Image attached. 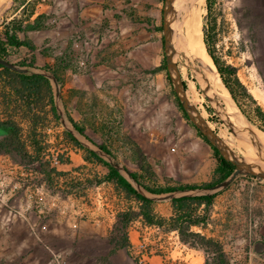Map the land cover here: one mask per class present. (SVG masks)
Masks as SVG:
<instances>
[{"label": "rangeland", "instance_id": "374dc122", "mask_svg": "<svg viewBox=\"0 0 264 264\" xmlns=\"http://www.w3.org/2000/svg\"><path fill=\"white\" fill-rule=\"evenodd\" d=\"M211 1L209 21L216 19L214 50L236 67L239 78L264 110V0ZM165 5L166 0H0L3 41H6L4 30L18 24L23 29L18 31L19 37L30 40L35 47V67L28 65L31 51L26 46L11 51L10 61L18 64L24 59L28 66L18 64L20 67L46 72L52 79L61 118L56 120L50 114L42 129L40 137L46 159L56 154L69 159V151L74 148L66 132L67 128H73L68 119L71 116L84 129L85 135L74 130L75 136L95 149L94 142L105 143L126 175L123 167L138 172L151 186L210 181L217 161L211 145L199 135L193 121L184 116L179 106L180 79L187 85L184 92L180 89V95L194 118L207 132L216 135L224 151L230 150L240 157L241 163L264 172V148L243 133L248 129L255 131L260 121L251 113L254 121L241 117L248 129L235 124L229 116L226 102L230 94L224 84L216 90L211 83L203 81L197 61L188 59L186 52L175 48L173 43L172 78L168 68L161 67L166 61ZM200 12L203 26L208 12L206 0ZM31 25L37 27L31 28ZM216 71H213L215 77L221 80ZM51 72L58 75L59 82ZM207 105L215 112L209 113ZM233 107L236 109L234 102ZM246 108L250 111L251 107ZM1 109L2 105L0 119L3 118ZM237 113L240 115L238 109ZM16 120L26 138L28 121L22 113L16 115ZM5 133L0 127V138ZM242 142L250 144L258 157L256 161L245 155ZM82 152L84 158L85 152ZM102 156L111 159L105 153ZM229 157L239 164L233 156ZM62 163L56 167L64 171ZM36 167L20 163L17 156L0 154L1 176L5 181L0 202L7 213L0 224L8 227L0 232V236L7 238L0 242L8 243L4 251L16 250V242L10 238L20 225L33 238L35 235L42 239L66 215L70 223L64 222L66 227L59 231L60 235L54 233L50 238L55 264H137L134 250L141 240L151 252L144 264H162V257L164 264H201L203 261L191 250L193 247L176 239L175 232L147 225L140 217L133 219L127 229L131 247H115L109 239L117 221L113 216L129 206L137 210L138 204L127 200L112 183L96 190L95 176L108 171L103 163L92 164L84 159L83 164L71 171L83 185L70 194L64 183L66 177H59V182L51 185ZM138 188L154 198L157 214L171 216V198L162 197L171 192L155 195L139 185ZM216 190L219 194L202 232L221 243L230 264H246L251 245L264 224V178L242 172L222 188L187 193ZM26 210L38 217L29 218L26 223L21 219L30 214ZM10 230L15 232L11 234ZM194 230L198 231L197 226ZM21 241L27 242L25 238ZM26 250L23 256L4 262L33 264V248ZM154 254L161 258L150 260ZM212 255L205 253V261L211 260ZM42 258L48 261L52 255L43 253Z\"/></svg>", "mask_w": 264, "mask_h": 264}, {"label": "trees", "instance_id": "16d2710c", "mask_svg": "<svg viewBox=\"0 0 264 264\" xmlns=\"http://www.w3.org/2000/svg\"><path fill=\"white\" fill-rule=\"evenodd\" d=\"M207 14L203 18V40L206 50L212 58L216 69L221 77V80L230 93L233 101L250 121L252 120L251 113L255 116L260 124H257L264 131V110L257 104L254 96L248 91L245 84L238 76L235 66L227 63L222 57L218 56L214 50L213 32L216 28V19L211 23L209 15L212 11L213 2L206 0ZM37 26L31 25V28ZM22 26L18 25L6 28L3 34L6 41L0 36V56L9 59V55L21 46H26L31 51L29 66H34L36 56L33 54L34 44L28 39H21L18 31H22ZM164 43V37H163ZM166 59V55L164 57ZM26 60L18 63L21 66ZM167 69L166 61L163 66ZM49 70V69H45ZM53 77L59 82V77L55 72H51ZM170 75V74H169ZM168 75V76H169ZM187 87L186 82L183 81ZM199 87V86H198ZM184 116L190 120V116L186 108L179 101ZM2 105L1 113L3 118L0 119V127L5 129V135L0 138V154H11L19 157L20 163L36 165V169L45 176L49 184L55 185L58 183L59 177H66L64 183L68 187L67 193H72L73 189L81 188L83 185L81 180L72 176L71 171H61L57 167L52 166L49 159L43 155L45 147L43 140L40 137L43 134L45 123L51 114L56 120L61 118L60 111L55 99V91L51 77L42 71H35L27 68L26 71L20 72L11 70L0 64V106ZM249 108L250 111L246 107ZM209 113H214L215 109L207 105ZM22 113L23 117L28 121L29 132L26 138L23 137V127L16 120V115ZM214 117V116H213ZM72 124V129L67 128L66 132L69 140L72 141L74 147H78L85 152L84 159L89 163H103L108 171L106 174L98 177L96 175V184L102 182L113 183L115 189L124 194L127 200L136 202L138 209L129 206L117 214V221L110 232L109 239L117 248L131 247V241L128 237L127 229L130 223L136 217L143 219L147 225H156L164 227L168 231H176L180 240L193 248H202L206 254H213L211 260L206 258L205 264H230L227 255L223 250L221 243L213 237L194 230L195 226L205 227L210 219V211L214 205L215 198L219 194V190L214 192H205L200 194H189L191 191L211 190L217 184L227 179L237 168V165L232 160L225 157L221 150L211 143L209 138L196 127L199 135L208 142L213 150L214 157L217 161V166L214 170L212 179L204 183H186L176 186L164 185H148L146 184L138 172L131 171L123 167L124 174L118 166V160L112 150L105 143H95L97 149L87 146L74 134V130L84 134L83 127L78 124L71 116L68 117ZM218 121V117L213 118ZM29 141V142H28ZM105 153L111 159H105L102 156ZM63 163L69 161L68 158H62ZM255 176V175H253ZM257 177V176H255ZM260 178V177H257ZM93 181L90 182L92 184ZM138 185L146 189L150 194L175 193L171 198L172 214L170 217L159 215L154 209V198L145 194L138 188ZM137 264L139 263L136 260Z\"/></svg>", "mask_w": 264, "mask_h": 264}, {"label": "bare ground", "instance_id": "6f19581e", "mask_svg": "<svg viewBox=\"0 0 264 264\" xmlns=\"http://www.w3.org/2000/svg\"><path fill=\"white\" fill-rule=\"evenodd\" d=\"M203 1L204 0H175L173 6L170 9L171 12L169 15V29L171 30L172 40H173L172 43L174 44L175 48L182 49V51H185L188 59L197 61V65L199 66L201 74H202L201 79L207 83H211L216 90L218 89L220 90L223 87V83L218 77H215V74H214L215 72L213 73V71L217 69H216V66L212 58L210 57V55L208 54L206 50V46L203 40V32H202V16L203 15L201 16V12H200L201 6L203 5ZM223 95L225 96V93ZM230 97L229 99H227V102H226L228 108L230 109L228 110L230 115L229 114L228 115L234 119L233 121L239 128L248 129L246 127V124L242 121V118L243 119L245 118L243 113L239 110L236 104H235L236 109L233 107L234 101ZM237 109L239 110L240 115L237 113ZM254 129L255 131L249 130V129L246 132H244L243 130L242 131L243 133H245V135L247 134V137L250 138L249 139L250 141L257 143L258 146L261 145L263 149L264 148V131L259 128H254ZM241 145L244 149L245 155L255 160L257 155L255 156L254 154L255 152L250 146V144L246 142L244 143L242 142ZM257 164L259 165L258 162Z\"/></svg>", "mask_w": 264, "mask_h": 264}, {"label": "crops", "instance_id": "0c3cea01", "mask_svg": "<svg viewBox=\"0 0 264 264\" xmlns=\"http://www.w3.org/2000/svg\"><path fill=\"white\" fill-rule=\"evenodd\" d=\"M82 142H84L87 146H89V144L85 141H83L81 138H79ZM91 147V146H89ZM92 148V147H91ZM70 156L69 162L66 163H62V166H64L65 168L64 171H74L77 167H79L81 164L84 163V158H83V152L80 148L78 147H74L73 149H71V151H69ZM114 186V185H113ZM3 205L0 202V220H2L1 218L5 217L7 215V213L5 212V209H3ZM24 210L22 209V212ZM27 211V210H26ZM26 213H30V211H27ZM23 215V213L21 214ZM34 216L38 215L34 212H31L30 214H28L27 216H21V219L23 221H25L26 223L29 222V218H34ZM66 215L63 216V221H61L62 223H59L58 227H54L51 228V230L47 233H45L44 235H42V239H39L38 237H36L34 235V238L32 237L31 234H29V231L26 228H23L22 225L19 226L18 230H16L17 232L15 233V235H13L10 239L15 243V247L16 250H7L4 251L3 249L8 245V243H0V264H7L6 262H4L5 260H12V258H18L19 256H23L22 254L25 253V249L27 248L26 252L31 248H33L32 251H34V253H32L33 256V261H31L33 264H55L54 259H53V251L51 249V245H50V241L53 236L54 233H58L59 231L62 232L65 229V224L64 222L70 223V219L67 218L65 219ZM66 223V224H67ZM81 225L84 224V222H80ZM198 231L202 232V227L197 226ZM1 229H8V227H4L3 225L0 224V232L2 231ZM3 232V231H2ZM1 232V233H2ZM11 234H13L15 231L10 230ZM204 233V232H202ZM55 235V234H54ZM60 235V234H59ZM63 235V234H62ZM167 235V234H166ZM0 242L1 241H7V238L0 236ZM175 237L176 239L179 240V235L176 232L175 233ZM3 238V240H2ZM21 238H25L26 239V243H24L23 241H21ZM181 241V240H180ZM257 241H263L264 242V224L261 228L260 234L259 236L253 241L252 245H251V254L250 257L248 258V262L246 264H264V251L263 252H257L254 248L255 243ZM30 242V243H28ZM4 245V246H2ZM184 247H186V245L182 244ZM14 247V248H15ZM35 248V249H34ZM36 249L38 251H36ZM191 250H193L195 253H197L198 256H201L203 261L201 262V264L205 263V251L202 248H191ZM50 253L52 255L51 260H43L42 256L43 253ZM25 255V254H24ZM156 258H161L160 255L154 254L150 256V260L152 259H156ZM167 259V257H166ZM162 264L165 263V259L161 260Z\"/></svg>", "mask_w": 264, "mask_h": 264}, {"label": "water", "instance_id": "95a60500", "mask_svg": "<svg viewBox=\"0 0 264 264\" xmlns=\"http://www.w3.org/2000/svg\"><path fill=\"white\" fill-rule=\"evenodd\" d=\"M171 7H172V0H166V5L164 8V15H165V19H164V47H165V55H166V63H167V68L170 71L169 73L171 74V69L174 65H172L171 63V46H172V34H171V30L169 29V15L171 12ZM0 64L11 69V70H15V71H20V72H24L27 70V68L25 67H20L17 63L12 62L8 59H5L3 57L0 56ZM218 72V71H217ZM172 78V74L170 76ZM178 96L179 99L182 103V105L186 108V110L188 111V114L190 116V120L193 121V123L195 124L196 127H198L211 141L212 144H214L215 146H217L222 154L227 157L228 159L232 160L229 156H233L235 159H237L239 161V156L236 155L235 153L229 151H224L222 149V144L219 141V139L216 137V135L211 134L209 132H207L205 130V127L197 120L194 118V116L192 115V113L189 111L188 109V105L184 100V97L180 95V89L184 92L185 90V86L182 80H178ZM226 88V87H225ZM230 94V93H229ZM232 98V97H231ZM233 162H235L234 160H232ZM237 165L236 170L225 180H223L222 182H220L219 184H217L212 190L215 189H219L222 188L224 186H227L228 184H230L240 173L242 172H246L248 174H252L255 175L257 177L260 178H264V172L261 171H257L254 168H252L249 164L247 163H241L240 161L238 162L239 164H237V162H235ZM174 195H176L175 193H170L166 196H162L163 198H172ZM162 197H158L156 199H161ZM255 250L257 252H263L264 251V242L263 241H257L255 243L254 246Z\"/></svg>", "mask_w": 264, "mask_h": 264}, {"label": "built area", "instance_id": "2783aa9c", "mask_svg": "<svg viewBox=\"0 0 264 264\" xmlns=\"http://www.w3.org/2000/svg\"><path fill=\"white\" fill-rule=\"evenodd\" d=\"M49 160L51 162V165L55 166V167L58 164L62 163V160H61V157L59 156V154L52 155L51 158H49ZM107 184H110V182H102V183H99V184H95L94 187L96 188V190L99 191L100 189H102ZM4 191H5V181L2 178V176H1V170H0V198L3 197ZM68 198H71V196H69ZM113 217H114V219L117 220V215H114ZM76 225H77L76 222H74L73 226H76ZM156 227L158 229L160 228L158 226H156ZM172 232L176 233V231H172ZM134 253H136V255H137V260L139 262L138 264H144L145 259L149 256V254H151V252H148L146 250V244H145L144 240H141L139 242L136 251L134 250ZM248 253H249V255L251 254V249L249 250Z\"/></svg>", "mask_w": 264, "mask_h": 264}]
</instances>
